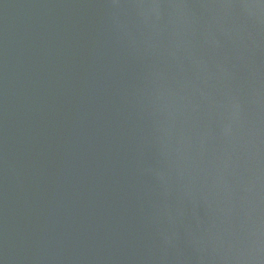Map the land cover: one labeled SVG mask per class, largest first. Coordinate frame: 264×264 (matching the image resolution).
Segmentation results:
<instances>
[{
    "label": "water",
    "instance_id": "obj_1",
    "mask_svg": "<svg viewBox=\"0 0 264 264\" xmlns=\"http://www.w3.org/2000/svg\"><path fill=\"white\" fill-rule=\"evenodd\" d=\"M0 264H264V0H0Z\"/></svg>",
    "mask_w": 264,
    "mask_h": 264
}]
</instances>
